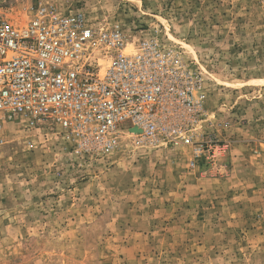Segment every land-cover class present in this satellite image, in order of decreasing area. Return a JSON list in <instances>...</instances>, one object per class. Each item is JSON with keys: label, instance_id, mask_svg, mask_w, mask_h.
Instances as JSON below:
<instances>
[{"label": "rangeland", "instance_id": "obj_1", "mask_svg": "<svg viewBox=\"0 0 264 264\" xmlns=\"http://www.w3.org/2000/svg\"><path fill=\"white\" fill-rule=\"evenodd\" d=\"M40 5L158 38L204 99L191 143L124 130L95 155L0 113V264H264V0H0V13L23 26Z\"/></svg>", "mask_w": 264, "mask_h": 264}, {"label": "built area", "instance_id": "obj_2", "mask_svg": "<svg viewBox=\"0 0 264 264\" xmlns=\"http://www.w3.org/2000/svg\"><path fill=\"white\" fill-rule=\"evenodd\" d=\"M203 99L196 73L156 37L51 5L23 26L0 13V113L59 129L81 155L111 151L135 127L147 141L191 143Z\"/></svg>", "mask_w": 264, "mask_h": 264}, {"label": "bare ground", "instance_id": "obj_3", "mask_svg": "<svg viewBox=\"0 0 264 264\" xmlns=\"http://www.w3.org/2000/svg\"><path fill=\"white\" fill-rule=\"evenodd\" d=\"M6 17L8 18L9 22L12 23V24H16L17 25V21H12L10 18V15L9 14H6ZM19 24V23H18ZM128 131V130H127ZM137 131H139V129H137L136 127L135 128H131L129 129L128 132L131 133L132 136L136 135V133H138Z\"/></svg>", "mask_w": 264, "mask_h": 264}]
</instances>
